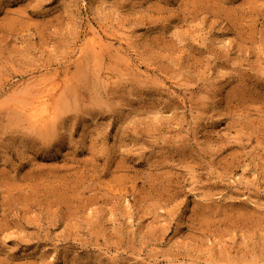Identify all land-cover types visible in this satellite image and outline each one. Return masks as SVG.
<instances>
[{"label": "rangeland", "instance_id": "1", "mask_svg": "<svg viewBox=\"0 0 264 264\" xmlns=\"http://www.w3.org/2000/svg\"><path fill=\"white\" fill-rule=\"evenodd\" d=\"M0 264H264V0H0Z\"/></svg>", "mask_w": 264, "mask_h": 264}, {"label": "bare ground", "instance_id": "2", "mask_svg": "<svg viewBox=\"0 0 264 264\" xmlns=\"http://www.w3.org/2000/svg\"><path fill=\"white\" fill-rule=\"evenodd\" d=\"M45 95V93L38 95L28 107V113H30L32 120L35 122H41L46 118L50 117L51 110L49 112L48 109H46L45 107V105L47 104V98L45 97Z\"/></svg>", "mask_w": 264, "mask_h": 264}]
</instances>
